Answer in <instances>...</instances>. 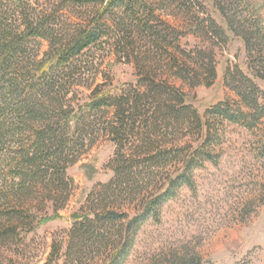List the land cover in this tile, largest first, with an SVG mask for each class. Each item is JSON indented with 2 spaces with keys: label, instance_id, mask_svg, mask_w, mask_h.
<instances>
[{
  "label": "trees",
  "instance_id": "obj_1",
  "mask_svg": "<svg viewBox=\"0 0 264 264\" xmlns=\"http://www.w3.org/2000/svg\"><path fill=\"white\" fill-rule=\"evenodd\" d=\"M210 1L223 25L201 16L202 0H0V245L32 209L44 210L47 202L55 211L65 207L74 187L67 170L102 133L116 144L108 164L114 175L88 194L68 232L64 264H124L140 229L160 221L162 206L183 186L195 187L194 171L219 162L216 120L259 126L262 18L245 0ZM170 7L181 25L161 18ZM189 34L213 43L241 38L250 59L249 72L239 65L226 70L225 84L238 101L217 104L213 123L189 102L186 87L215 80V50L184 48ZM42 40L48 49L41 54ZM99 50L133 64L138 84L111 89L105 73V83L96 84ZM83 90L85 111L77 117ZM193 130L201 138L197 147L185 141ZM52 248L45 264L60 254V244ZM173 260L203 263L198 254Z\"/></svg>",
  "mask_w": 264,
  "mask_h": 264
},
{
  "label": "rangeland",
  "instance_id": "obj_2",
  "mask_svg": "<svg viewBox=\"0 0 264 264\" xmlns=\"http://www.w3.org/2000/svg\"><path fill=\"white\" fill-rule=\"evenodd\" d=\"M52 1L41 0L45 5ZM202 3L205 12L201 16L212 17L223 25L211 1L202 0ZM244 3L249 11L254 10L262 18L264 25V0H245ZM177 13L176 7L158 12L161 18L179 26L182 21L176 17ZM181 42L187 49L215 50V80L193 90L186 87L189 102L204 121L211 119L213 123L210 111L217 104L229 99L238 101L226 86L224 77L226 70L235 65L249 72L245 43L234 36L226 43L220 40L213 43L193 34L182 38ZM47 49V42L42 40L41 54ZM94 52L102 71L96 84L105 83L104 73L112 79L111 89H129L138 84L133 64L118 59L109 50ZM255 80L264 92V80ZM81 93L84 96L76 107L77 117L85 109L81 105L87 100L84 90ZM73 117L74 120L76 116ZM218 121L219 162L205 161L194 171L195 187L183 186L176 197L162 206L161 220H150L140 229L134 249L124 264H174L176 254L181 257L198 254L202 264H264V118L255 129ZM192 132L185 141L197 147L201 138L195 130ZM115 150L116 144L109 136L98 134L81 159L67 170L74 187L65 207L55 211L52 202H47L44 210L32 209L33 216L19 220L18 233L0 245V261L3 264H10V260L14 264H45L53 244L57 243L61 251L51 264H64L68 232L83 215L88 194L97 184L107 183L113 177L108 164Z\"/></svg>",
  "mask_w": 264,
  "mask_h": 264
}]
</instances>
